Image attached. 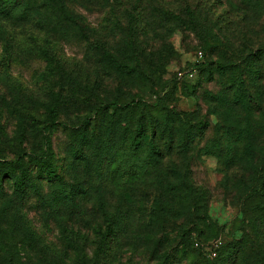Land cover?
<instances>
[{
  "label": "rangeland",
  "instance_id": "rangeland-1",
  "mask_svg": "<svg viewBox=\"0 0 264 264\" xmlns=\"http://www.w3.org/2000/svg\"><path fill=\"white\" fill-rule=\"evenodd\" d=\"M201 62L208 70L186 73ZM138 98L191 127L159 168L169 183L112 171L138 114L103 106ZM49 144L72 194L39 176L33 154ZM20 172L31 190L15 188ZM259 204L264 0H0V264H159L166 253L165 264H210L242 236L264 255Z\"/></svg>",
  "mask_w": 264,
  "mask_h": 264
},
{
  "label": "trees",
  "instance_id": "trees-1",
  "mask_svg": "<svg viewBox=\"0 0 264 264\" xmlns=\"http://www.w3.org/2000/svg\"><path fill=\"white\" fill-rule=\"evenodd\" d=\"M62 11L63 13H65V10ZM185 13L189 18L190 25L193 26V28L194 26H197L198 22L194 13L189 8H185ZM174 18L179 23L182 22L180 16L175 15ZM206 63L207 64H205L204 62L194 63L193 68L197 71V73L202 67H205V69L208 70L211 62ZM214 64L217 67L223 69H227L228 67L235 65V63H231V61L222 60H219V62H214ZM211 73L212 72L210 71L209 78H212ZM239 83H241V81ZM161 104H149L147 102H144L142 99L138 98L130 99L129 101L122 103L109 100L104 104V106L101 105L106 111L109 110V108H112L114 111L126 114V121H128V115L130 113L138 114V117H136L135 121V132L129 134L128 139L124 142V146L119 147L118 156L116 160L112 163V171L115 173L114 175L117 178L121 176H125L126 179H143L146 177H148L149 179L153 177L160 179V184H162L165 180H167V183H169L168 177L162 175L163 172L160 171L159 168L165 158L171 156L174 150H176L174 146L178 144L176 141L177 137L181 136L186 141V139L190 138L192 132L191 127L189 125L186 126L184 121L176 115H170L169 113H167L164 117H162L163 120L153 115L152 110L155 111L158 108H163ZM99 107L95 109L96 114H99L101 111ZM164 109L166 110V107H164ZM54 110V108L51 109V112L53 111V113H51L52 124H55ZM166 112L168 111L166 110ZM92 121L93 120L88 116L83 118L81 123L83 130L82 127L80 128V134H83L82 136L86 137L88 129H92L94 127ZM62 125L65 127L64 124ZM175 127L178 131H176ZM202 134L203 133H200V135ZM84 142L85 144H88V136ZM78 147L75 149V151L79 154V152H82L83 146H81L80 148ZM120 150L122 153H120ZM114 157H116L115 154ZM33 158L40 166L38 170L40 178L46 180L47 182L56 184L57 189H59L60 192H64L65 194H72V189L69 190L67 187L63 188L66 183H64L62 177L57 173L56 166L54 163V153L50 144L48 145V148L46 150L34 153ZM20 160L21 159L19 158L16 161L19 166L22 164ZM171 171L173 173V176L171 177L177 182H179L181 185H184L185 190L192 194L191 202H196L198 200V197H196L198 193L196 192V190L193 189L191 183L188 181V177L183 172H181L176 166H174ZM30 182L31 180L29 179V175L26 174V172H20L19 175L16 177L15 188L20 193L25 192L26 190H31L32 186ZM34 189L35 192L36 188L34 187ZM189 190H192V193ZM58 200L59 202H62L61 199ZM159 200L161 203V210L159 208L157 209V212L161 216L165 215L166 217L168 216L167 201H164L163 199ZM256 209L258 210L257 213H259L260 219L263 220L264 204H259ZM247 238L249 237L247 236ZM247 246H251L253 248L256 247V249L259 251V247L256 241L254 243L250 242L248 239L242 236L241 242H235L233 244L228 243L227 245H223L222 247H229V249L221 253V257L219 258V260L210 264H241V262L244 263V258L246 256L249 257V259L254 258L258 259L259 261L263 260L261 264H264V255H260L259 253H256L255 255L256 249L254 250L250 248L251 250H248L249 247L246 249ZM166 261H170L168 253L164 255L163 263L159 264H165Z\"/></svg>",
  "mask_w": 264,
  "mask_h": 264
},
{
  "label": "built area",
  "instance_id": "built-area-1",
  "mask_svg": "<svg viewBox=\"0 0 264 264\" xmlns=\"http://www.w3.org/2000/svg\"><path fill=\"white\" fill-rule=\"evenodd\" d=\"M199 56H201V52H199ZM196 70L192 67L191 69H189L186 73L189 75V76H192L194 74ZM178 77H181L183 76V73L182 72H178L177 73Z\"/></svg>",
  "mask_w": 264,
  "mask_h": 264
}]
</instances>
